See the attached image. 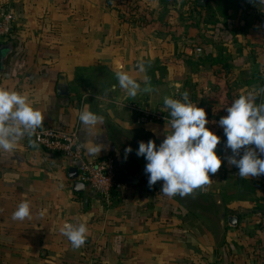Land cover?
<instances>
[{"label":"crops","instance_id":"obj_1","mask_svg":"<svg viewBox=\"0 0 264 264\" xmlns=\"http://www.w3.org/2000/svg\"><path fill=\"white\" fill-rule=\"evenodd\" d=\"M0 5L15 13L11 35L0 41V87L25 94L44 114L42 126H77L84 156L112 157L121 183L104 205L88 186L75 190L74 163L42 150L32 137L20 139L11 151L0 150V264H264V227L256 217L264 212V175L238 176V168L227 163L232 153L218 125L241 94L256 90L264 98V3L0 0ZM121 65L141 85L135 97L118 85ZM185 92L205 110L206 127L220 136L215 151L222 164L208 184L169 197L160 192L163 181L148 185L146 160L136 149L149 139L159 145L169 130L167 122L144 112H156L165 107L164 97L180 99ZM85 104L104 118L92 129L106 146L95 155L81 142L87 126L78 114ZM129 146L133 151L125 157ZM24 200L31 216L13 220ZM229 215L236 216V225L228 224ZM65 221L86 224L81 247L73 248L61 234Z\"/></svg>","mask_w":264,"mask_h":264},{"label":"clouds","instance_id":"obj_2","mask_svg":"<svg viewBox=\"0 0 264 264\" xmlns=\"http://www.w3.org/2000/svg\"><path fill=\"white\" fill-rule=\"evenodd\" d=\"M137 68L144 72V63L138 62ZM115 75L119 87L129 97H135L141 90L140 83L123 70V65ZM144 80L147 83L148 77ZM259 96L256 90L241 94L226 108L227 115L218 120L226 137V147L232 153L226 157L227 163L238 168L241 178L264 175V98ZM163 104L169 117L165 138L159 145L152 139L139 142L136 155L146 160L144 171L150 187L163 181L161 193L169 197L184 196L208 184L209 174H215L221 167L222 160L215 151L221 138L206 127L209 121L205 110L191 102L187 92L180 99L166 96ZM78 118L87 126L81 141L87 145L86 151L89 155L99 153L106 146L97 142L99 135L93 136L92 129L103 122V116L85 104ZM43 119L44 114L25 94L0 87V150L11 151L20 139L31 138L42 127ZM124 151L126 157L133 149L129 146ZM31 214L30 202L24 200L17 205L12 219L22 221ZM39 214L43 216L44 210ZM60 232L73 248H79L86 242L88 229L85 223L65 221Z\"/></svg>","mask_w":264,"mask_h":264},{"label":"built area","instance_id":"obj_3","mask_svg":"<svg viewBox=\"0 0 264 264\" xmlns=\"http://www.w3.org/2000/svg\"><path fill=\"white\" fill-rule=\"evenodd\" d=\"M15 13L11 7L0 5V41L7 39L13 30ZM199 51V47L196 48ZM146 117L168 122V110L159 107L157 111H145ZM78 127L56 128L42 126L32 136L34 143L42 150L60 155L68 162L74 163L78 169L77 179L88 186L104 204H111L121 186L114 172V161L110 156L93 159L84 156L78 136ZM243 149H241V153ZM256 217L264 227V212Z\"/></svg>","mask_w":264,"mask_h":264},{"label":"water","instance_id":"obj_4","mask_svg":"<svg viewBox=\"0 0 264 264\" xmlns=\"http://www.w3.org/2000/svg\"><path fill=\"white\" fill-rule=\"evenodd\" d=\"M3 46L0 44V48H2ZM59 85H63V86H66V83L62 80L59 81ZM59 92L60 93H65L63 91H61L59 89ZM72 177H76V171L73 169V174H71ZM73 186L75 188V190H81V188L83 189L84 188V184L79 182V181H74L73 183ZM236 222H237V218L235 215H229L228 216V224L231 225V226H234L236 225Z\"/></svg>","mask_w":264,"mask_h":264}]
</instances>
